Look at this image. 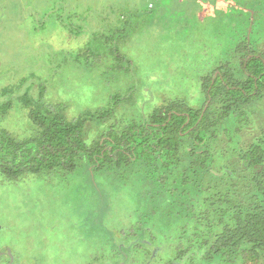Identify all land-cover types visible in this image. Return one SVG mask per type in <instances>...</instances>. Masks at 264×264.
<instances>
[{
  "label": "trees",
  "instance_id": "obj_1",
  "mask_svg": "<svg viewBox=\"0 0 264 264\" xmlns=\"http://www.w3.org/2000/svg\"><path fill=\"white\" fill-rule=\"evenodd\" d=\"M248 32L229 34L231 51L202 78L199 107L177 100L124 121L115 95L69 120L28 87L17 100L34 135L20 139L0 127V186L33 176L82 180L98 207L99 233L85 264H264V131L247 143L241 135L247 108L264 99V48ZM126 196L124 218L110 216ZM6 248L13 261L4 254L0 264H20L23 255Z\"/></svg>",
  "mask_w": 264,
  "mask_h": 264
},
{
  "label": "rangeland",
  "instance_id": "obj_2",
  "mask_svg": "<svg viewBox=\"0 0 264 264\" xmlns=\"http://www.w3.org/2000/svg\"><path fill=\"white\" fill-rule=\"evenodd\" d=\"M247 29L264 48V0H0V107L16 101L0 127L20 139L34 135L17 100L31 86L69 120L115 95L123 98L116 119L124 121L177 100L199 107L202 78L231 51L229 34ZM11 87L15 93L4 95ZM241 131L243 143L262 134L264 99L247 108ZM51 178L0 186V252L12 245L20 264H41L33 255L42 264H85L99 236L93 194L78 178ZM126 198L110 216L124 218Z\"/></svg>",
  "mask_w": 264,
  "mask_h": 264
},
{
  "label": "water",
  "instance_id": "obj_3",
  "mask_svg": "<svg viewBox=\"0 0 264 264\" xmlns=\"http://www.w3.org/2000/svg\"><path fill=\"white\" fill-rule=\"evenodd\" d=\"M0 229H1V227H0ZM4 254H5V253H3V252L1 253V252H0V256H2V255H4ZM7 254L10 256L11 261H13V256L11 255V253L7 252Z\"/></svg>",
  "mask_w": 264,
  "mask_h": 264
},
{
  "label": "crops",
  "instance_id": "obj_4",
  "mask_svg": "<svg viewBox=\"0 0 264 264\" xmlns=\"http://www.w3.org/2000/svg\"><path fill=\"white\" fill-rule=\"evenodd\" d=\"M0 227H1V226H0ZM0 233H1V229H0ZM7 252L11 253V255L14 257V254H13L10 250H7ZM7 252H3V253H5L6 255H8ZM8 256H9V255H8Z\"/></svg>",
  "mask_w": 264,
  "mask_h": 264
}]
</instances>
